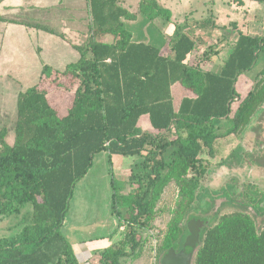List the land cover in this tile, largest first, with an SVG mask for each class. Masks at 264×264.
<instances>
[{
  "label": "trees",
  "instance_id": "16d2710c",
  "mask_svg": "<svg viewBox=\"0 0 264 264\" xmlns=\"http://www.w3.org/2000/svg\"><path fill=\"white\" fill-rule=\"evenodd\" d=\"M124 1L87 0L86 39L72 43L78 59L62 70L45 64L38 84L18 93L12 142L7 127L0 126V216L32 208L17 235L0 238V264H81L60 228L76 183L101 151L133 161L130 190L111 183V212L124 224V237L99 252L98 264H121L136 253L155 203L171 181L185 202L170 223L160 258L169 249L179 251L206 171L204 155L214 156L223 136L256 120L255 127L261 126L264 66L245 95L238 84L264 53V32L243 31L234 22L227 55L216 62L221 47L205 42L204 34L225 27L217 24L212 7L200 18L189 14L175 23L158 47L133 41L124 20L143 14L168 23L171 10L159 0ZM248 1L264 5V0ZM0 21H7L1 12ZM32 26L56 34L47 25ZM224 40L221 35L219 41ZM175 84L185 91L180 98ZM65 96H70L66 103ZM223 119L232 127L219 133ZM240 193L235 203L240 209L230 213L211 210L205 200L199 205L207 213L196 217L204 224L192 264H264V190L247 183Z\"/></svg>",
  "mask_w": 264,
  "mask_h": 264
},
{
  "label": "rangeland",
  "instance_id": "374dc122",
  "mask_svg": "<svg viewBox=\"0 0 264 264\" xmlns=\"http://www.w3.org/2000/svg\"><path fill=\"white\" fill-rule=\"evenodd\" d=\"M129 1L135 0L124 2L127 4ZM180 3L178 8H185V0ZM199 5L197 0H193V9ZM250 7L248 4L244 7L238 5L232 11H219L224 16L230 13L238 17L240 22L237 26L244 29L248 22L245 15L249 12L252 33L264 32V5ZM202 9L204 7H200L199 12ZM0 12L7 19L6 22L0 21V126L7 127V141L12 142L18 93L38 84L45 64L62 70L78 59L79 53L72 43H82L86 39L90 18L87 0H0ZM161 19L151 21L138 14L135 20H124V26L132 32L133 41L162 47L168 33L160 32L159 24L164 32H169L170 27ZM222 20L220 23L226 24V32L224 29L204 34L205 42L217 43L221 47L214 58L216 62H221L227 55L229 42L234 38V22L230 18ZM33 24L47 25L56 34ZM221 35L225 36L224 41H219ZM263 66L264 53L254 68L240 78L238 87L242 96L254 86L256 74ZM51 90L55 91V96L60 94L58 89ZM69 97L65 96V103ZM262 111L264 107L258 117ZM261 118L260 128L255 127L257 120L253 121L243 131L220 138L216 142L214 156L204 155L206 171L195 190L197 198L192 203L191 216H206V206H199L204 200L211 204V210L218 209L219 214L240 209L235 203L240 200V192L247 183L264 190V114ZM220 125L219 133H225L232 127L226 119L221 120ZM132 161L130 157L112 155L110 158L106 151L98 152L92 166L75 185L60 231L73 245L81 264H98L99 252L117 245L124 237V224L111 212V183L114 180L116 188L122 192L130 190L127 180ZM184 202L179 186L173 181L166 184L155 203L154 219L141 232V245L134 255L122 258L121 264H160L170 223L177 210L183 209ZM31 209V205H27L18 214L0 216V238L17 235L23 226V215ZM247 212L254 214L252 208ZM263 223L264 219L260 224Z\"/></svg>",
  "mask_w": 264,
  "mask_h": 264
},
{
  "label": "crops",
  "instance_id": "0c3cea01",
  "mask_svg": "<svg viewBox=\"0 0 264 264\" xmlns=\"http://www.w3.org/2000/svg\"><path fill=\"white\" fill-rule=\"evenodd\" d=\"M3 1H6V0H3ZM159 1H160L161 4H163L164 7L169 8L171 10V13H172V19H171L172 22H168L169 24L166 23L170 27L169 32H164L162 30L160 24H159L160 32H163L164 34L168 33L167 35H169V34L171 35L173 33V31H174V24L183 22L187 15L190 14V15L196 17V18H200V17H202L203 15L206 14L207 9L210 8V7H212V11H213V13L215 15V20H216L218 25H221V24H223L222 26L226 25L225 23H220L222 18L223 19L224 18H230L233 22H237V23L240 22V19L238 17H234L232 14L230 15V13H225V16L221 15L222 13H220L219 9H222V11L225 12L227 10L228 11H232V9H236L238 7V4H236V3H228L227 0H197V2L200 3V5L197 6V8L194 7V9H193V6H192L193 0H185V8H181V9L178 8L179 4H181L180 3L181 0H159ZM187 4L189 6H187ZM222 4H223V7H222ZM246 4H248V7L250 5L252 7H257V8L259 6H262V5L258 4V3H255V2L253 3L251 1L245 0L244 3L242 5H240V7H244V6H246ZM200 7L201 8L204 7V9H202L201 12H199V10H198ZM252 7H250V8H252ZM196 10L200 14L195 12ZM246 10H248V9H246ZM194 12L197 13V14H195ZM248 13L249 12H247L246 15H245L246 21H248V22H246L245 29L243 27H240V28L243 31H251L252 32L253 26H252V24H250V21H249V19H250L249 18V14L250 13L249 14ZM159 19H161V18L160 17L156 18L154 21L158 22ZM163 21L164 20H162V22ZM3 22H6V21H3ZM238 25H239V23H238ZM224 27H226V26H224ZM225 29H226L225 30V32H226L227 28H225ZM222 30H224V29H218L219 32L222 31ZM228 30H230V29H228ZM105 39L107 41H110L111 38H110V36H106ZM177 87H178V84H175L174 85V89L177 90L175 92L179 93L178 98H180V96H182L185 93V91H183L181 89L178 90ZM76 254H77V252H76ZM77 256H79V255L77 254Z\"/></svg>",
  "mask_w": 264,
  "mask_h": 264
},
{
  "label": "water",
  "instance_id": "95a60500",
  "mask_svg": "<svg viewBox=\"0 0 264 264\" xmlns=\"http://www.w3.org/2000/svg\"><path fill=\"white\" fill-rule=\"evenodd\" d=\"M203 224L204 221L201 219L190 218L187 221L189 233L184 240L182 248L179 251L174 249L166 251L160 259V264H192L193 255L200 242V232Z\"/></svg>",
  "mask_w": 264,
  "mask_h": 264
}]
</instances>
